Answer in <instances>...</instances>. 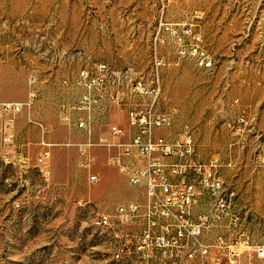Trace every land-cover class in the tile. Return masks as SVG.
I'll list each match as a JSON object with an SVG mask.
<instances>
[{
  "label": "rangeland",
  "instance_id": "1",
  "mask_svg": "<svg viewBox=\"0 0 264 264\" xmlns=\"http://www.w3.org/2000/svg\"><path fill=\"white\" fill-rule=\"evenodd\" d=\"M96 62L159 73L161 107L175 118L163 135L188 126L201 159H221L262 240L264 0H0V264H118L111 234L92 221L143 191L104 150L90 184L79 146L68 145L87 141L68 109L82 92L72 81ZM98 120L105 130L127 115Z\"/></svg>",
  "mask_w": 264,
  "mask_h": 264
},
{
  "label": "built area",
  "instance_id": "2",
  "mask_svg": "<svg viewBox=\"0 0 264 264\" xmlns=\"http://www.w3.org/2000/svg\"><path fill=\"white\" fill-rule=\"evenodd\" d=\"M200 65L210 68L212 62L203 57ZM72 84L82 92L68 110L82 115L74 125L87 141L68 145L79 146V167L89 183L100 180L96 152L104 150L106 165L143 191L142 198L92 221L113 227L111 259L124 254L136 264H264V235L260 240L254 217L241 211L237 191L220 172L221 159H201L188 126L174 136L159 134L175 125L174 115L161 107L159 73L134 76L96 62L82 68ZM115 108L126 112V124L97 127V119L110 117Z\"/></svg>",
  "mask_w": 264,
  "mask_h": 264
},
{
  "label": "bare ground",
  "instance_id": "3",
  "mask_svg": "<svg viewBox=\"0 0 264 264\" xmlns=\"http://www.w3.org/2000/svg\"><path fill=\"white\" fill-rule=\"evenodd\" d=\"M105 232L111 234V248H113V245L115 243V236L113 235V227L112 226L101 227V234ZM114 261L120 264H136L134 256L124 255V254H117V258H114Z\"/></svg>",
  "mask_w": 264,
  "mask_h": 264
},
{
  "label": "crops",
  "instance_id": "4",
  "mask_svg": "<svg viewBox=\"0 0 264 264\" xmlns=\"http://www.w3.org/2000/svg\"><path fill=\"white\" fill-rule=\"evenodd\" d=\"M174 126H175V125H174ZM172 128H173V127H172ZM162 131H163V130H162ZM162 131H160L159 134H163L164 132L162 133ZM176 135H177V134H176ZM173 136H174V135H173ZM113 261H114V259H113ZM116 263H117V262H116ZM118 264H120V263H118Z\"/></svg>",
  "mask_w": 264,
  "mask_h": 264
}]
</instances>
